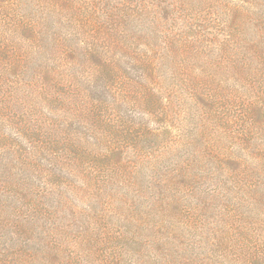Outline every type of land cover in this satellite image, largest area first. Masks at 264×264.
<instances>
[{
  "label": "trees",
  "instance_id": "1",
  "mask_svg": "<svg viewBox=\"0 0 264 264\" xmlns=\"http://www.w3.org/2000/svg\"><path fill=\"white\" fill-rule=\"evenodd\" d=\"M218 19L234 40L227 35L214 49L212 34L196 25ZM252 55L258 64L250 63ZM178 110L181 130L193 124L188 142L209 137L207 145L219 148L224 169H231L227 176L239 178L229 210L247 205V217L255 209L264 214V158L232 159L217 133L238 124L242 135L264 136V0H0V122L23 120L33 143L55 158L39 165L47 177L38 192L13 162L6 166L0 264H143L134 258L145 248L140 231L124 226V218L117 222L106 204L129 210L140 226L154 216L160 220L170 204L176 212L170 213L181 215L215 196L186 163L173 169L176 184L167 188L190 187L189 208L158 197L141 183V167L125 158L128 152L150 158L151 149L162 160L176 154L184 143L174 132ZM213 223L217 228L206 223L201 233L220 229L241 253L224 264H264V223L233 216L221 228ZM22 245L29 246L25 261Z\"/></svg>",
  "mask_w": 264,
  "mask_h": 264
},
{
  "label": "rangeland",
  "instance_id": "2",
  "mask_svg": "<svg viewBox=\"0 0 264 264\" xmlns=\"http://www.w3.org/2000/svg\"><path fill=\"white\" fill-rule=\"evenodd\" d=\"M191 8L193 7L191 6ZM195 9L196 8L192 9L193 12ZM222 24H224L223 21H219L218 19L217 22H213V20L208 22L202 20L201 24L196 25L197 27L201 26V29H199L201 34H212L208 35V37L212 38L211 42L215 43L212 44L209 42V45L214 46V49L222 46L223 39L226 38L227 35L234 40V32L229 29L225 30V24ZM185 29L186 27L184 25V30ZM254 50L255 49H249L248 52L251 53ZM250 60L252 64H258L259 62V59L253 55ZM211 70L212 69H208V71H203V73L209 74ZM219 75L222 77L221 74ZM233 83L235 84V81ZM226 86L228 87V85ZM229 88L232 89V84ZM238 89H241V87H238ZM239 109L243 110L242 107H239ZM180 113L179 110L173 113V124L175 123L174 132L177 136L182 135L184 141L182 147L176 154H166L162 160L161 158H157L158 155L154 153L156 151L151 149V154H154V156L150 158H137L136 156L139 155L138 152H128L125 158L132 164L141 167V183L144 187H151L158 197L168 196V198H174L176 202H181L182 205L184 203L188 208V202L190 201L187 194L189 193L190 187L187 188V192H185L183 189L184 185H173L169 188H167V185L172 182L176 184L173 179L175 174L173 169L177 170L180 166L189 163L191 168L202 173L204 178L201 185L205 186L211 194L215 195L210 197L212 201H207L201 209L196 211L189 208V210L181 213V215L171 214V210L175 212V207L170 204L169 210L163 213L164 215L161 216L160 220L154 216L151 221H146L145 219L140 226L132 222L133 216L128 214L129 210L126 213L124 209H120L119 205L116 206L113 201L110 202L109 205L106 204V206L113 215H117V222L124 218V226L131 228L133 232L140 231L139 238L142 239V245L145 246V248L142 252H137L134 258L145 259L143 264H208L212 259L216 261L214 264H224L225 261L233 255L232 253H241L236 246L225 242L223 239L225 237L224 231L220 229L213 230L209 235L201 233V229H205L206 223L208 227L217 228V225L213 223L215 221L219 223L221 228L223 221L231 219L232 216L236 220H247V224L249 225L258 224V222L263 224L264 214L258 209H255L252 217H247L249 212L247 205H245L242 211H236L233 208V211L229 210L230 207L226 206V204L235 202L238 196L236 193L239 191V188L235 186L241 184L239 178L236 176H227V174L231 172V169H224L221 163V158H223L221 155L222 153L220 155L218 154L220 151L219 148H213L207 145V141L210 140L209 137L198 136L194 137V141L188 142L192 135L191 126L193 124L185 126L183 130H181L179 121H175L177 118H182ZM203 118H206V116ZM22 123L23 120L18 121L17 118L12 117L0 122V187L3 188L2 181L5 179L3 174H5L4 170L6 166L9 162H13L20 170L19 177L27 176L30 179L29 188H34L38 192L40 190L41 180L47 177L46 173L40 172L39 165L48 167L55 162V158L48 153L44 144L41 142L36 144L33 143V135H30L28 131L22 128ZM199 128L201 127L196 128V132H199ZM242 132L243 128L238 124L232 125L231 128H225L222 125V128H220L217 133H219V136H224L222 148L225 149H223V152L228 153L234 160L264 158V136L259 135V133L254 135H242ZM253 136H255L254 143H251L249 140L253 138ZM92 142H95V139H92ZM44 160H49V163L45 161L44 164ZM40 162L42 164H39ZM231 166L234 168V163ZM25 187L27 191V186ZM115 188V193H123L124 187ZM148 199L149 194L147 193L141 198L142 201ZM24 201L29 203L28 200ZM43 204L45 205V201ZM48 206L50 205L48 204ZM230 206L232 207V205ZM23 208L26 210L25 205ZM216 208H222L225 213H219ZM261 210H264V207H262ZM238 215H243L244 217ZM125 217H128L130 221ZM217 217H221L222 221ZM136 221L140 224L138 219ZM232 231L234 235H237L234 230ZM1 232L2 229H0V233ZM2 240L8 241L7 235L4 236ZM9 245L11 252L15 255L19 254L20 247L18 244L10 242ZM257 245L256 242H253L252 247L255 249L253 251L249 250L253 252L252 255H254ZM136 248L138 249L137 246ZM22 250H24L23 260L25 261L29 246L22 245ZM133 253L134 249L132 250V254ZM22 254L23 251L21 252L20 258H22Z\"/></svg>",
  "mask_w": 264,
  "mask_h": 264
}]
</instances>
